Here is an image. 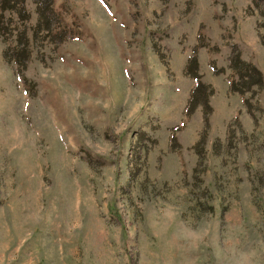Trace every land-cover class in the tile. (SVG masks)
<instances>
[{
	"label": "rangeland",
	"instance_id": "obj_1",
	"mask_svg": "<svg viewBox=\"0 0 264 264\" xmlns=\"http://www.w3.org/2000/svg\"><path fill=\"white\" fill-rule=\"evenodd\" d=\"M53 1V34L0 9V264H264V89L231 91L234 48L264 76L253 0Z\"/></svg>",
	"mask_w": 264,
	"mask_h": 264
},
{
	"label": "trees",
	"instance_id": "obj_2",
	"mask_svg": "<svg viewBox=\"0 0 264 264\" xmlns=\"http://www.w3.org/2000/svg\"><path fill=\"white\" fill-rule=\"evenodd\" d=\"M26 0H0V9L5 12L8 11H23L25 10ZM254 4L258 7L260 15L264 18V0H253ZM38 14L37 28H46L49 34H53L56 26L57 14L54 10L53 0H35ZM40 29V30H41ZM1 31V28H0ZM5 59L8 62H13L17 66L18 74L21 76L25 83V69L27 68V61L21 60V55L10 57L9 52H5ZM230 66L234 70L237 79L231 85V91L240 95L257 94L264 89V76L253 64L243 60L240 52L234 48L230 59ZM219 73V72H216ZM187 74L197 82V86L190 99L188 106V116L194 115L199 107L203 108V116L206 127L209 125L210 116L213 114V109L210 105L209 95H206L205 91L210 89V86L203 82V78L200 74L199 62L197 56H193L187 65ZM210 94L213 95L214 91L210 90ZM247 109L252 117H254L251 111L249 102L246 103Z\"/></svg>",
	"mask_w": 264,
	"mask_h": 264
}]
</instances>
